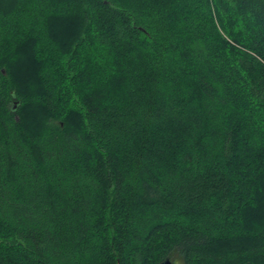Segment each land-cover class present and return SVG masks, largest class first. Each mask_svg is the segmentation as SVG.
I'll list each match as a JSON object with an SVG mask.
<instances>
[{"label":"trees","instance_id":"16d2710c","mask_svg":"<svg viewBox=\"0 0 264 264\" xmlns=\"http://www.w3.org/2000/svg\"><path fill=\"white\" fill-rule=\"evenodd\" d=\"M166 259L264 264V0H0V264Z\"/></svg>","mask_w":264,"mask_h":264},{"label":"water","instance_id":"95a60500","mask_svg":"<svg viewBox=\"0 0 264 264\" xmlns=\"http://www.w3.org/2000/svg\"><path fill=\"white\" fill-rule=\"evenodd\" d=\"M16 102L17 101H15V105H16ZM160 264H174V262L171 259H166L165 261L161 262Z\"/></svg>","mask_w":264,"mask_h":264}]
</instances>
